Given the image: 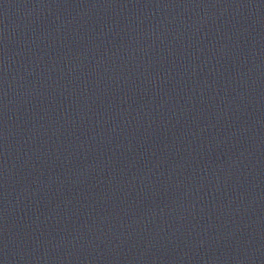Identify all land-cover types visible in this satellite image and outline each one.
Segmentation results:
<instances>
[{
    "label": "water",
    "instance_id": "obj_1",
    "mask_svg": "<svg viewBox=\"0 0 264 264\" xmlns=\"http://www.w3.org/2000/svg\"><path fill=\"white\" fill-rule=\"evenodd\" d=\"M0 264H264V0H0Z\"/></svg>",
    "mask_w": 264,
    "mask_h": 264
}]
</instances>
